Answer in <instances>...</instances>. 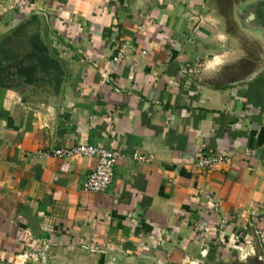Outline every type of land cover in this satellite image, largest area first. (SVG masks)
Listing matches in <instances>:
<instances>
[{
    "label": "crops",
    "instance_id": "0c3cea01",
    "mask_svg": "<svg viewBox=\"0 0 264 264\" xmlns=\"http://www.w3.org/2000/svg\"><path fill=\"white\" fill-rule=\"evenodd\" d=\"M248 1L0 0V34L39 19L59 68L0 87V264L264 258V46L232 20ZM81 144L118 153L102 194L83 190L94 159L53 155Z\"/></svg>",
    "mask_w": 264,
    "mask_h": 264
},
{
    "label": "rangeland",
    "instance_id": "374dc122",
    "mask_svg": "<svg viewBox=\"0 0 264 264\" xmlns=\"http://www.w3.org/2000/svg\"><path fill=\"white\" fill-rule=\"evenodd\" d=\"M3 15L0 16V22L4 21ZM42 25L39 19L29 15L0 34V65L9 67L5 72V84L15 80L23 81V78L15 74L17 65L35 66V82L52 85L53 81H49L51 78L56 82L58 72L51 66L56 57ZM246 254H241L240 263L235 261L232 264H261L256 257L246 258Z\"/></svg>",
    "mask_w": 264,
    "mask_h": 264
},
{
    "label": "built area",
    "instance_id": "2783aa9c",
    "mask_svg": "<svg viewBox=\"0 0 264 264\" xmlns=\"http://www.w3.org/2000/svg\"><path fill=\"white\" fill-rule=\"evenodd\" d=\"M56 158H92L95 160V167L88 175L83 184V190L95 194H102L106 191L113 179L114 167L118 158V153L96 145L81 144L62 148L53 154ZM139 161H146L144 157L135 156ZM226 154L200 155L194 166L201 170L210 169L214 165L224 161ZM205 204L211 205L212 212L217 211V203L209 196L203 197ZM199 228H203L200 226Z\"/></svg>",
    "mask_w": 264,
    "mask_h": 264
},
{
    "label": "water",
    "instance_id": "95a60500",
    "mask_svg": "<svg viewBox=\"0 0 264 264\" xmlns=\"http://www.w3.org/2000/svg\"><path fill=\"white\" fill-rule=\"evenodd\" d=\"M258 11L261 12L262 18L258 16ZM235 13L237 16L233 17L232 20L236 26L238 25L242 31L254 37L261 45L264 46V0H251L243 2V4L241 3L237 7ZM259 72L249 76L242 82L249 80L250 77L255 76ZM258 260L264 264V258L261 254H259ZM42 264H47L45 257L42 258Z\"/></svg>",
    "mask_w": 264,
    "mask_h": 264
},
{
    "label": "trees",
    "instance_id": "16d2710c",
    "mask_svg": "<svg viewBox=\"0 0 264 264\" xmlns=\"http://www.w3.org/2000/svg\"><path fill=\"white\" fill-rule=\"evenodd\" d=\"M51 66L55 67L56 71L58 72L57 73V76L59 75V68H58V65H57V62L56 61H52L51 62ZM9 67L7 65L5 66H1L0 65V87L4 86L5 84V79H6V70L8 69ZM36 73V67L35 66H32V65H29V66H21V65H17L16 66V75L18 77H21L23 78V82L26 83V84H31L33 82H35V75ZM59 80L57 79L56 80V84H58Z\"/></svg>",
    "mask_w": 264,
    "mask_h": 264
}]
</instances>
